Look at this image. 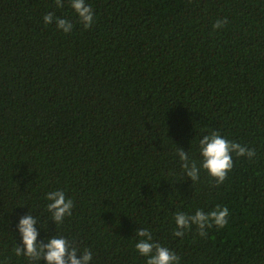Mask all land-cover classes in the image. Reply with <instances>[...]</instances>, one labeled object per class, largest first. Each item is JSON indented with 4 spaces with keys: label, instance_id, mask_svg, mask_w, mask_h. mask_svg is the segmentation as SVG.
<instances>
[{
    "label": "trees",
    "instance_id": "16d2710c",
    "mask_svg": "<svg viewBox=\"0 0 264 264\" xmlns=\"http://www.w3.org/2000/svg\"><path fill=\"white\" fill-rule=\"evenodd\" d=\"M88 3L85 29L67 3L0 0V260L24 264L11 221L29 207L94 264H144L130 240L139 225L182 264H264V0ZM49 12L73 31L45 25ZM211 128L257 157L234 158L219 187L206 174L192 185L174 144L187 151ZM57 187L75 204L59 226L43 213ZM217 204L225 228L172 237L177 209Z\"/></svg>",
    "mask_w": 264,
    "mask_h": 264
},
{
    "label": "clouds",
    "instance_id": "9594fccd",
    "mask_svg": "<svg viewBox=\"0 0 264 264\" xmlns=\"http://www.w3.org/2000/svg\"><path fill=\"white\" fill-rule=\"evenodd\" d=\"M55 2L61 8L67 3L85 29H90L94 25L95 13L88 0H55ZM42 19L45 25L55 23L56 29L64 34L73 31V22L66 17L49 12ZM227 23V18L217 19L213 29H222ZM190 144L191 147L187 151L174 144V158L181 170V177L190 180L192 185L200 181L202 174H206L215 182V186L219 187L232 172L234 158H246L252 161L257 157L254 148L229 139L215 128L199 136L196 135ZM43 201V213L47 214L49 223L55 226L63 225L65 220L73 215L74 200L67 196L62 188L47 190L43 195ZM19 208H27L28 211L19 216L18 221H11L15 224L16 237L12 253L16 258H22L24 264H94L95 252L91 247H80L74 239L58 231L47 234L48 228L41 226L40 216L35 215L29 207ZM230 215L229 207L219 204L209 210L195 208L185 211L179 208L171 217V235L173 238L182 239L189 232H193L206 238L208 231L213 227L225 228L229 223ZM42 231L46 233L44 236H41ZM130 240L133 242L136 254L144 259V264H182L181 256L168 245L158 241L149 227L139 225ZM0 264L5 262L0 260Z\"/></svg>",
    "mask_w": 264,
    "mask_h": 264
}]
</instances>
